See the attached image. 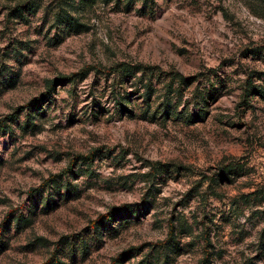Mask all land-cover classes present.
Returning a JSON list of instances; mask_svg holds the SVG:
<instances>
[{
  "label": "rangeland",
  "instance_id": "374dc122",
  "mask_svg": "<svg viewBox=\"0 0 264 264\" xmlns=\"http://www.w3.org/2000/svg\"><path fill=\"white\" fill-rule=\"evenodd\" d=\"M256 51L264 0H0V264H264Z\"/></svg>",
  "mask_w": 264,
  "mask_h": 264
},
{
  "label": "trees",
  "instance_id": "16d2710c",
  "mask_svg": "<svg viewBox=\"0 0 264 264\" xmlns=\"http://www.w3.org/2000/svg\"><path fill=\"white\" fill-rule=\"evenodd\" d=\"M256 52H259V55L262 56V52H260V51H256ZM252 54H254V56H258L257 53H252ZM262 57H264V56H262ZM118 71H120V73L124 74L127 77L136 78L135 79V80H137L136 83L137 84L140 83L142 85V87L145 88V90H146L145 91V97H147V99L153 94V88L150 86V80L148 79L152 74V73L149 74V71H151V67L143 66L141 64L130 65V64H126V63H121L118 66ZM139 73H141V74H139ZM179 78H180L179 80L181 81L180 85H184V86L188 85V83H189L188 81H190L189 78H183V77H179ZM259 79H261V73L259 71H251V72L247 73V78L244 80L243 85H242V88H243L242 101L245 104L249 103V99H252V98L257 97V96L264 98V84L258 83L257 80H259ZM179 87H182V86H179ZM174 90H177V89H174ZM169 91H173L171 85H169ZM208 96L212 97V96H214V94L209 92ZM33 119L29 118L28 122L30 121V123H34ZM0 127H2V128H0V130L6 128V124L4 123V121H0ZM235 163L236 162L232 161V162H229L228 164L224 165L222 167V169L219 171L220 174H218V177H215V174H213L210 177V179H209L210 182L212 184H216L217 186H219L222 181H224L225 183L232 181L234 175L237 172V166ZM208 190H210V192L212 194H220V193H218V191L216 190V188L213 185L209 186ZM244 197L245 198L249 197V194L244 195ZM125 214H127V213L123 212L122 209H114L110 213L102 215L98 220H96L94 222V227L98 230L105 229V228H107L108 224L117 220L118 216H120L122 218V216L123 217L126 216ZM21 220H25V218L23 216H18V221H21ZM183 229H184L183 225L182 226L177 225L173 221L171 223V227H170V238H169L170 240L169 241H171V240L173 241V239L175 238V235L177 234L178 231H180L182 234L185 233L186 231H184ZM208 235L209 234H207V233L205 234L206 245L208 248L205 249V256H204V259L201 262V264H207L206 262H209L210 258L213 257V255L215 254L213 251V249H214L213 242ZM263 238H264V233L262 234V239ZM56 260H57L56 264H65L64 262H62L59 259H56Z\"/></svg>",
  "mask_w": 264,
  "mask_h": 264
}]
</instances>
